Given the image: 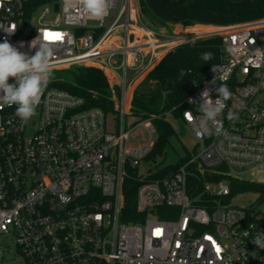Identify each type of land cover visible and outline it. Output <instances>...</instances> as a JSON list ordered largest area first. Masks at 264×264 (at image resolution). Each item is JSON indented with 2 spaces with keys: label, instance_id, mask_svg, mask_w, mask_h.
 Wrapping results in <instances>:
<instances>
[{
  "label": "built area",
  "instance_id": "built-area-1",
  "mask_svg": "<svg viewBox=\"0 0 264 264\" xmlns=\"http://www.w3.org/2000/svg\"><path fill=\"white\" fill-rule=\"evenodd\" d=\"M24 1L0 0V42L29 56L39 47L32 41L48 44L52 72L101 70L119 104L120 129H108L102 110L87 108L51 78L28 124L15 105L0 107V264H264V249L251 242L264 231V216L224 204L230 188L216 180L264 169V18L168 32L143 22L137 0H109L103 20L75 0L47 4L26 19ZM214 38L222 39L223 59L193 84L186 111L199 117L201 94L207 89L215 100V89L227 83L232 96L218 117L224 134L213 127L197 139L183 114L197 148L162 178L154 169L142 174L157 132L154 117L139 121L148 138L129 144L125 118L132 116L133 92L167 54ZM229 110L238 118L228 120ZM133 177L141 183L137 212L144 218L124 223V182ZM192 181L202 185L203 205L190 192Z\"/></svg>",
  "mask_w": 264,
  "mask_h": 264
},
{
  "label": "trees",
  "instance_id": "trees-1",
  "mask_svg": "<svg viewBox=\"0 0 264 264\" xmlns=\"http://www.w3.org/2000/svg\"><path fill=\"white\" fill-rule=\"evenodd\" d=\"M58 0H30L24 1L26 19L36 14L43 6ZM141 15L149 22L151 27H194L200 25V21L211 13H219L227 18H234L235 22H249L264 18V0H244L239 3L231 0H164L166 6L172 1L179 5L178 24L169 25L159 20L148 8L145 0H137ZM84 30H79L82 34ZM211 51L214 59L205 63L200 59V53ZM222 39L214 38L199 43L178 47L167 54L162 61L138 84L132 95L131 112L138 122L147 118H153V125L157 132V139L153 153L148 161H156L158 157H164L166 148L176 131L166 118L171 116L184 125V112L190 108L187 100L193 90V84H202L207 70L223 59ZM72 79H61L51 76L54 81L51 85L67 90L85 99L87 108H98L108 117H118L119 104L114 102L112 91L106 75L94 67H72ZM119 90L116 89V92ZM189 154V153H188ZM187 154V155H188ZM186 155V156H187ZM186 157L180 159L175 165H169L162 169L155 166L153 176L162 178L185 162ZM217 181H226L230 188V195L222 199L223 203L230 201L235 196L247 192H256L264 195V186L255 182L239 180L228 176H220ZM141 183L133 178H127L124 182L122 221L135 223L144 218L137 212V194ZM190 192L193 197L199 198L203 205L206 196L202 192V185L190 183ZM162 218L170 216L163 214Z\"/></svg>",
  "mask_w": 264,
  "mask_h": 264
},
{
  "label": "clouds",
  "instance_id": "clouds-1",
  "mask_svg": "<svg viewBox=\"0 0 264 264\" xmlns=\"http://www.w3.org/2000/svg\"><path fill=\"white\" fill-rule=\"evenodd\" d=\"M75 3L82 6L96 20H103L109 11V0H75ZM37 44L39 47L35 54L29 56L21 53L7 40L0 42V107L15 105L16 116L22 124H28L37 115L41 93L52 75V49L48 44L39 41L36 43L32 41L31 47L35 48ZM200 59L207 63L214 59V56L211 51L202 52ZM213 71H216L215 66ZM10 78H13V83H9ZM215 91L218 94L215 100L210 98V92L207 89L201 94L198 105L199 117L193 116L191 111L184 113L186 120L194 125L197 139L211 135L213 127L215 135L224 134L218 117L227 107L226 101L231 98L232 92L227 83H221ZM237 118L235 113L228 111V120ZM247 234L245 232V235ZM251 242L260 249H264V231L257 232Z\"/></svg>",
  "mask_w": 264,
  "mask_h": 264
},
{
  "label": "rangeland",
  "instance_id": "rangeland-1",
  "mask_svg": "<svg viewBox=\"0 0 264 264\" xmlns=\"http://www.w3.org/2000/svg\"><path fill=\"white\" fill-rule=\"evenodd\" d=\"M30 1V0H26ZM232 2L239 3L244 0H231ZM259 1V0H251ZM150 11L155 15L159 20L165 21L168 24L176 25L178 24V15H179V5L176 1H172L168 6L165 5L164 0H145ZM43 8L39 9L41 12ZM118 12V9L111 10L110 15L115 16ZM143 22L146 25H149V22L142 16ZM236 21V20H235ZM112 20L107 18L104 21V27L107 29L111 25ZM228 22H232L227 17L219 13H211L205 18H203L200 23L205 25H223ZM160 30L168 32H176L173 27H156ZM56 78L61 79H72L71 70H57L53 71L52 75ZM166 120L172 124L176 131V135L171 139L170 145L166 148L165 156L158 157L156 161H146L141 166V173L145 174L148 170L155 169V166H158L159 169H162L169 165H175L178 161L188 153H192L197 148V141L194 138L190 128L187 125H183L181 122L177 121L173 117L169 116ZM138 121L133 118V116H126L125 126L126 130L130 132L129 144L130 145H140L146 141L148 138L147 132L143 127H136ZM107 126L113 132H117L120 129V122L118 118L113 115L108 116ZM34 132V126L31 125L27 130V135H31ZM232 178V177H231ZM239 180H245L250 182H255L257 184L264 186V169L257 170L252 172H247L237 177ZM234 206L245 207L250 210L252 213H258L259 215L264 216V195L256 192H247L239 194L230 201L224 203Z\"/></svg>",
  "mask_w": 264,
  "mask_h": 264
},
{
  "label": "bare ground",
  "instance_id": "bare-ground-1",
  "mask_svg": "<svg viewBox=\"0 0 264 264\" xmlns=\"http://www.w3.org/2000/svg\"><path fill=\"white\" fill-rule=\"evenodd\" d=\"M195 30L196 31H198V30H200V31H205V32H212L213 30H215L214 28H212V27H204V28H200V27H198V28H195Z\"/></svg>",
  "mask_w": 264,
  "mask_h": 264
},
{
  "label": "crops",
  "instance_id": "crops-1",
  "mask_svg": "<svg viewBox=\"0 0 264 264\" xmlns=\"http://www.w3.org/2000/svg\"><path fill=\"white\" fill-rule=\"evenodd\" d=\"M228 19H230L232 22H228L227 24H223V25H205V24H201V25H203V26H227V25H231V24L236 23L234 18H228ZM169 25H171V24H169Z\"/></svg>",
  "mask_w": 264,
  "mask_h": 264
},
{
  "label": "water",
  "instance_id": "water-1",
  "mask_svg": "<svg viewBox=\"0 0 264 264\" xmlns=\"http://www.w3.org/2000/svg\"><path fill=\"white\" fill-rule=\"evenodd\" d=\"M58 4H55V11H57L58 10Z\"/></svg>",
  "mask_w": 264,
  "mask_h": 264
},
{
  "label": "snow or ice",
  "instance_id": "snow-or-ice-1",
  "mask_svg": "<svg viewBox=\"0 0 264 264\" xmlns=\"http://www.w3.org/2000/svg\"><path fill=\"white\" fill-rule=\"evenodd\" d=\"M47 35H48V34L46 33V34H45L46 38H47Z\"/></svg>",
  "mask_w": 264,
  "mask_h": 264
}]
</instances>
